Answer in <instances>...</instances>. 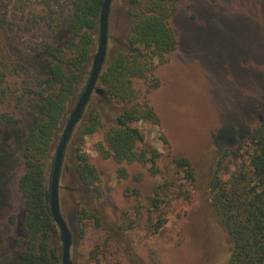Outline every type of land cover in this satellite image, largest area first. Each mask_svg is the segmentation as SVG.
Masks as SVG:
<instances>
[{
	"label": "rangeland",
	"instance_id": "obj_1",
	"mask_svg": "<svg viewBox=\"0 0 264 264\" xmlns=\"http://www.w3.org/2000/svg\"><path fill=\"white\" fill-rule=\"evenodd\" d=\"M131 10V0L112 3L105 68L115 43L134 23ZM171 26L178 46L155 71L161 86L148 97L160 126L133 124L146 144L162 154L159 174L152 175L150 165L104 159L93 147L102 132L85 138L83 120L67 146L60 203L72 234L74 264H227L229 260L231 241L212 206L210 181L223 151L236 148L264 123V0H219L217 4L184 0ZM0 41H6L1 29ZM136 87L144 89L143 84ZM100 98L94 94L89 106L114 112L115 106ZM77 101L75 97L70 109ZM22 118L27 126L28 118L24 114ZM104 123L112 125L107 116ZM18 129L5 130L0 141V180L6 176L0 188V264H16L18 243L27 239L19 190L25 171L24 145ZM81 152L90 156L101 174V197L83 190L76 181ZM179 158L191 162L194 181L175 168L174 160ZM120 169L126 170L127 177H121ZM157 191L163 202L154 209L150 199ZM82 210L94 217L81 219ZM159 219L166 223L157 232ZM58 246L62 253L60 235Z\"/></svg>",
	"mask_w": 264,
	"mask_h": 264
},
{
	"label": "trees",
	"instance_id": "obj_2",
	"mask_svg": "<svg viewBox=\"0 0 264 264\" xmlns=\"http://www.w3.org/2000/svg\"><path fill=\"white\" fill-rule=\"evenodd\" d=\"M183 1L131 0L134 23L124 39L115 43L99 81L104 91L100 101L115 106L114 112L90 107L91 98L82 118L85 138L102 132L93 147L104 159L150 165L152 175L159 174L162 154L146 144L144 134L133 124L160 126L148 97L161 86L155 71L177 49L171 21ZM103 2L0 0V29L6 37L0 41V141L5 130L18 127L24 145L25 171L19 190L27 239L18 243L16 264H62L60 232L50 211L53 152L62 124L75 108L70 109V103L79 99L89 78ZM22 114L30 122L27 126ZM105 116L112 122L110 127L105 126ZM77 160L74 175L79 186L101 197V174L90 156L81 152ZM174 165L186 179L195 180L188 159H175ZM119 174L127 177L125 169ZM5 180L6 176L0 180V188ZM210 191L214 211L231 241L227 264H264V123L236 148L223 151ZM162 202L160 191L150 199L154 209ZM80 214L81 219L94 217L87 210ZM165 223L159 219L156 231Z\"/></svg>",
	"mask_w": 264,
	"mask_h": 264
},
{
	"label": "water",
	"instance_id": "obj_3",
	"mask_svg": "<svg viewBox=\"0 0 264 264\" xmlns=\"http://www.w3.org/2000/svg\"><path fill=\"white\" fill-rule=\"evenodd\" d=\"M113 1L114 0H104L103 2L99 18L98 47L93 57L91 72L85 85V88L81 96L79 97L74 110L68 117L67 123L64 127L59 144L57 146L53 161V168L50 179V211L52 214V219L57 225L60 232V241L62 243V264L74 263L71 259L72 234L61 211L60 177L67 146L71 140V137L76 127L82 121L83 114L92 96L94 94H97L101 98H103L104 96L103 88L99 87V81L100 76L102 75L107 63L108 46L110 40L109 22Z\"/></svg>",
	"mask_w": 264,
	"mask_h": 264
}]
</instances>
